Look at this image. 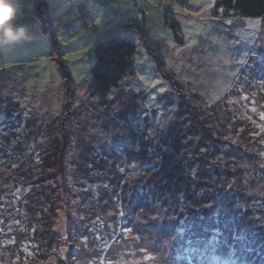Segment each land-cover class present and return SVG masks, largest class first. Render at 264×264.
<instances>
[{
  "label": "trees",
  "instance_id": "obj_1",
  "mask_svg": "<svg viewBox=\"0 0 264 264\" xmlns=\"http://www.w3.org/2000/svg\"><path fill=\"white\" fill-rule=\"evenodd\" d=\"M79 10L89 19L82 5ZM36 12L47 31L50 21L44 0H37ZM215 13L264 23V0H217ZM166 23L177 36L176 19L167 16ZM135 53L136 45L124 35L99 42L90 97L109 105L112 89L134 73ZM154 56L162 69L161 56ZM248 66L245 77L256 83L257 94L263 97L264 60L248 61ZM179 92L183 103L172 102L168 108L170 119L163 126L170 125L165 126L161 146L147 136L148 124H141L137 113L131 123L135 139L130 153L122 145L102 144L73 159L64 146L51 149L43 142L48 128L60 144L72 138L66 110L45 127L24 126L9 117L14 125L9 130L3 120L0 160L12 165L15 175L10 179L0 174V264L22 263L21 256L7 250L10 240L20 246L23 234L29 237L23 255L38 264H47L53 255L54 264H67L70 253H77L72 264H114L121 251L124 257L154 258L157 252L152 250L167 247L172 251L168 258L176 264H264V140L256 134L263 131L264 109L258 116L231 113L227 97L216 103L197 102ZM129 165L132 172L126 174ZM68 167L82 177L77 192L59 186L67 179ZM55 181L56 193L50 184ZM11 185L14 190L6 194ZM122 197L127 206L121 239L111 232L110 215L121 212ZM159 229L168 239L164 244L151 231ZM126 230L131 232L129 238L123 234ZM212 238L218 241L217 248L208 245Z\"/></svg>",
  "mask_w": 264,
  "mask_h": 264
},
{
  "label": "rangeland",
  "instance_id": "obj_2",
  "mask_svg": "<svg viewBox=\"0 0 264 264\" xmlns=\"http://www.w3.org/2000/svg\"><path fill=\"white\" fill-rule=\"evenodd\" d=\"M44 1L50 21L47 31H43L36 12L37 0H7L14 8V15L4 27H22L26 32L25 37L8 41L4 28L0 27V110L5 114L1 115L0 123L6 120L9 130L14 129L9 117L24 126L43 124L45 127L66 110L71 140L67 139L66 144L62 140L60 144L52 128H48L44 131L46 136L42 134L43 142L51 149L64 146L67 155L76 159L93 145L101 148L102 144H115L116 148L122 145L130 153L135 139L131 123L138 116L141 124H148L147 136L159 148L170 125L169 122L163 126L170 119L168 108L172 102L183 103L179 91L197 102L216 103L227 97L231 113L238 110L258 116L264 109V96L260 97L256 83L245 77L248 70L243 71L250 69L248 61L252 64L264 60V23L259 18L218 16L217 0ZM80 5L89 19L82 16ZM167 16L176 19L177 36L166 23ZM118 35L127 36L136 45L131 59L134 73L126 75L112 89L107 105L99 98L90 97L94 86L91 69L96 45ZM155 53L161 56L162 69ZM261 85L264 88V83ZM262 129L256 134L264 140V125ZM11 166L0 160V174L13 179ZM129 166L125 167L126 174L132 172ZM68 169L67 179L59 181V186L77 192L82 177H77L72 167ZM50 184L56 193L58 181ZM13 187H8L6 194H11ZM121 200V212L111 213L110 219L112 234L122 239L121 219L127 203L123 197ZM167 215L168 211L163 219ZM151 231L154 237H160L162 244L168 241L160 229ZM123 234L129 238L131 232L126 230ZM14 240L7 241L10 247L5 250L15 253L16 258L21 256V264H38L27 258L26 253L23 255L29 237L23 234L18 242L20 246ZM217 244L212 238L208 245L213 249ZM157 249L152 250L157 252L154 258L149 254L124 257L125 252L121 251L115 263L176 264L168 258L172 252L168 247ZM76 254H67V264L73 263ZM50 259L47 264L57 262L54 255Z\"/></svg>",
  "mask_w": 264,
  "mask_h": 264
},
{
  "label": "clouds",
  "instance_id": "obj_3",
  "mask_svg": "<svg viewBox=\"0 0 264 264\" xmlns=\"http://www.w3.org/2000/svg\"><path fill=\"white\" fill-rule=\"evenodd\" d=\"M14 15V8L7 0H0V27L4 28V34L8 41H17L25 37V30L20 28L4 27L7 21L12 19Z\"/></svg>",
  "mask_w": 264,
  "mask_h": 264
}]
</instances>
